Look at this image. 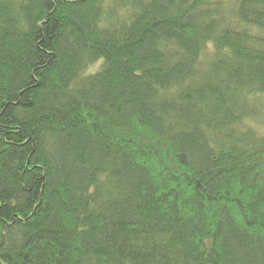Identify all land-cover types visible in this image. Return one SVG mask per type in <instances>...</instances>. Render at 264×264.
I'll return each mask as SVG.
<instances>
[{"label":"trees","instance_id":"1","mask_svg":"<svg viewBox=\"0 0 264 264\" xmlns=\"http://www.w3.org/2000/svg\"><path fill=\"white\" fill-rule=\"evenodd\" d=\"M0 264H264V0H0Z\"/></svg>","mask_w":264,"mask_h":264},{"label":"rangeland","instance_id":"2","mask_svg":"<svg viewBox=\"0 0 264 264\" xmlns=\"http://www.w3.org/2000/svg\"><path fill=\"white\" fill-rule=\"evenodd\" d=\"M103 63V60L98 61L96 64H94L93 66L89 67L88 70H86L84 73H91V72H96L101 68V65Z\"/></svg>","mask_w":264,"mask_h":264}]
</instances>
